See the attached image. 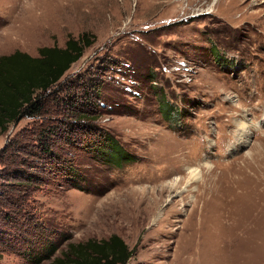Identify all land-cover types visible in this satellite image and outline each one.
<instances>
[{
  "label": "rangeland",
  "instance_id": "obj_1",
  "mask_svg": "<svg viewBox=\"0 0 264 264\" xmlns=\"http://www.w3.org/2000/svg\"><path fill=\"white\" fill-rule=\"evenodd\" d=\"M83 33L43 114L0 136V264L111 234L126 264H264V0H0V56Z\"/></svg>",
  "mask_w": 264,
  "mask_h": 264
},
{
  "label": "trees",
  "instance_id": "obj_2",
  "mask_svg": "<svg viewBox=\"0 0 264 264\" xmlns=\"http://www.w3.org/2000/svg\"><path fill=\"white\" fill-rule=\"evenodd\" d=\"M92 44L88 35L83 33L77 38L69 37L63 47L43 46L38 56L16 50L0 56V136L11 125L23 117L42 115L45 97L50 95L71 65L77 61L84 49ZM80 114L79 116H83ZM85 118V115L84 117ZM42 136L47 132L42 131ZM94 144L102 153L110 151L109 163L119 165L128 156L117 141L104 136ZM117 234L105 239H87L76 244L69 243L60 255L52 257L57 250L55 244L44 242L43 251L28 249L26 256L35 263L49 259L48 264H126L134 253Z\"/></svg>",
  "mask_w": 264,
  "mask_h": 264
},
{
  "label": "bare ground",
  "instance_id": "obj_3",
  "mask_svg": "<svg viewBox=\"0 0 264 264\" xmlns=\"http://www.w3.org/2000/svg\"><path fill=\"white\" fill-rule=\"evenodd\" d=\"M237 127L239 128V132H240V135H239V141L241 142H245L247 136H248V127L245 123H242L241 121L237 122ZM198 177V173L197 171L195 170H190V175H189V178H190V181H193V180H196ZM250 193V192H249ZM251 193H254L253 197L249 200V203H254V204H257L258 206H264V200H262V198L264 197V175L263 177H261L260 180H258L255 185L253 186V189L251 190ZM262 196V197H261ZM249 205V204H247ZM248 209H249V206H248ZM260 213V212H259ZM258 213V214H259ZM264 215V214H263ZM262 215V216H263ZM250 216V215H249ZM259 218V217H258ZM255 219V217H254ZM253 219V220H254ZM259 220V219H258ZM243 221V220H242ZM246 222H243V225L246 227V228H253V223L255 221H251L248 219L245 220ZM260 221V220H259ZM262 222V220L260 221ZM264 224V223H263ZM264 228V227H263ZM262 231V229H260ZM245 231V230H244ZM243 233V232H242ZM253 233V232H252ZM256 233V232H255ZM255 233H253V235H256ZM259 234V233H258ZM264 234V233H262ZM245 237V236H244ZM249 237V236H248ZM243 238V237H242ZM253 238V237H252ZM259 238V237H258ZM255 239V238H254ZM253 240V239H252ZM247 241V240H246ZM250 241V240H249ZM251 242V241H250ZM234 243V242H233ZM248 244V243H247ZM251 244V243H250ZM252 245V244H251ZM250 245V246H251ZM254 247V246H252ZM233 248V247H232ZM248 248H250L248 246ZM257 248V247H255ZM255 248H253L255 250ZM264 251V250H263ZM253 253V252H252ZM239 256V255H238ZM263 260V259H262ZM233 262V261H232ZM227 264H233L231 262L227 263Z\"/></svg>",
  "mask_w": 264,
  "mask_h": 264
},
{
  "label": "crops",
  "instance_id": "obj_4",
  "mask_svg": "<svg viewBox=\"0 0 264 264\" xmlns=\"http://www.w3.org/2000/svg\"><path fill=\"white\" fill-rule=\"evenodd\" d=\"M8 55V54H7ZM30 55V54H29ZM32 56V55H31Z\"/></svg>",
  "mask_w": 264,
  "mask_h": 264
}]
</instances>
